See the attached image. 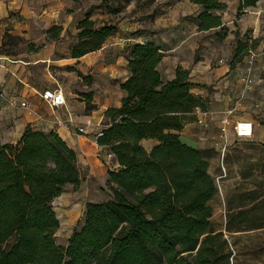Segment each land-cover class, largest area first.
Here are the masks:
<instances>
[{"label":"trees","instance_id":"trees-1","mask_svg":"<svg viewBox=\"0 0 264 264\" xmlns=\"http://www.w3.org/2000/svg\"><path fill=\"white\" fill-rule=\"evenodd\" d=\"M127 1L102 4L117 14L132 0ZM191 1L203 7L201 30L225 28L214 13L226 6L222 0ZM259 1L240 0L238 15ZM112 21L98 23L88 11L78 24L73 56L102 47L118 28ZM244 37L232 62L259 45ZM162 58L150 42L131 48V75L121 84L126 95L120 107L107 109L99 138L119 162L109 171L110 198L86 204L84 222L66 245L56 240L60 221L53 201L68 183L77 187L82 181L77 152L55 131L27 128L17 141L0 142V264H230L228 238L211 220L216 178L200 149L173 132L183 129L196 108L205 109L207 100L192 92L188 70L177 69L175 78L164 81L158 69ZM144 139L159 143L147 150ZM245 193L248 202L227 208L229 235L264 227V194Z\"/></svg>","mask_w":264,"mask_h":264},{"label":"crops","instance_id":"crops-1","mask_svg":"<svg viewBox=\"0 0 264 264\" xmlns=\"http://www.w3.org/2000/svg\"><path fill=\"white\" fill-rule=\"evenodd\" d=\"M222 1L226 6L214 13L222 16L229 35L222 32V26L201 30L198 16L203 7L191 0H156V13L150 17L136 0L117 14L102 0H0V89L8 94L0 100V142L17 141L27 128L55 131L78 154L80 185L68 183L54 199L55 203L60 198L53 206L60 227L74 225L62 245L82 226L88 202L110 198L109 171L113 170L111 164L119 166V162L108 156L110 147L95 134L107 126V109L122 105L126 91L121 84L131 75L128 56L137 43H153L163 52L158 69L164 81L175 78L177 69L188 70V80L194 83L192 92L207 100L205 109L196 108L188 114L183 129L173 132L200 149L210 170H218L221 163L231 171L248 146L264 145L263 0L246 7L238 17L240 0ZM88 11L98 23L116 17L112 22L118 28L102 47L75 57L72 45ZM51 28H56L53 34ZM235 30L242 34L252 30L259 45L232 62L235 47L223 49V41ZM11 41L18 42L17 56L7 50ZM30 43L35 49H30ZM56 87L65 96V103L59 106L42 96L46 89ZM11 98L27 100L31 107L12 105ZM238 120L254 123L252 137L237 139L233 124ZM224 125L228 145L222 156L218 140ZM80 127L87 132H80ZM4 128L8 134L3 137ZM158 143L156 139L141 141L147 150Z\"/></svg>","mask_w":264,"mask_h":264},{"label":"rangeland","instance_id":"rangeland-1","mask_svg":"<svg viewBox=\"0 0 264 264\" xmlns=\"http://www.w3.org/2000/svg\"><path fill=\"white\" fill-rule=\"evenodd\" d=\"M111 1L116 4L118 1L128 2L127 0ZM138 2L141 11L146 17L153 16L156 13L155 10L158 6L156 0H138ZM236 16L238 17V11L236 12ZM115 19L116 17L112 18V20ZM221 30L226 35L230 33L227 28H222ZM246 35L255 38L252 30H248L243 34L235 30L233 36H229L227 41H223V49L236 47L237 41L245 40L244 36ZM7 50L12 51L17 56V52L19 51L18 42L11 41ZM0 120H2V118H0ZM1 134L3 137L6 136L8 130L4 128L1 130ZM145 144L148 146V142H145ZM248 149V152H244L242 155L239 154V158H237L236 162L237 164L231 171H229L228 166H226L227 168H223L221 163L218 166V170H211L212 173L215 171V173L220 174L219 176H215L218 194L211 202L213 206V216L211 220L214 227L223 230L225 236L228 238V246L232 251L229 257L230 264H264V227L248 231H236L232 233L233 235H229L225 231L227 220L226 212L228 207L238 208L240 205L248 202L249 196L243 195H246L245 192L250 189H257L258 193L264 194V145L259 148L250 145ZM59 199L60 198H57L55 203L53 201V206H57ZM73 227L74 225L71 224L61 226L57 230L55 235L59 244L66 243L67 235ZM13 241V238L10 239L4 244V247H8Z\"/></svg>","mask_w":264,"mask_h":264},{"label":"built area","instance_id":"built-area-1","mask_svg":"<svg viewBox=\"0 0 264 264\" xmlns=\"http://www.w3.org/2000/svg\"><path fill=\"white\" fill-rule=\"evenodd\" d=\"M263 11H264V0H263ZM255 54L252 55V57H254ZM221 62H229L230 60H220ZM249 82H252V79H249ZM8 96L7 92H5L4 90L0 89V100H2L3 98H6ZM44 99H47L51 102V104L55 105V106H59L65 103V96H64V92L60 87H56V88H49L46 89L43 94H42ZM10 103L12 105H20L21 107L24 108H30V103L27 100L18 102L15 101L14 99H10ZM106 126H102L97 133L95 134L98 138H100L101 136L104 135V128ZM233 130L235 132V135L237 137V139H242V138H250L253 136L254 134V123L251 120H238L233 124ZM80 132H87V128L85 127H80L79 128ZM221 135L220 138L218 140V144L220 143L221 146V154L222 156L225 155L226 149H227V137H226V132H227V126L224 125L221 129ZM108 156L110 158H113L115 155L112 151L108 152ZM109 162L111 163L112 161L109 160ZM111 167L113 169L117 168L118 166L111 164Z\"/></svg>","mask_w":264,"mask_h":264}]
</instances>
